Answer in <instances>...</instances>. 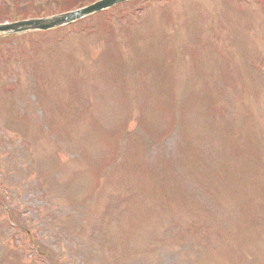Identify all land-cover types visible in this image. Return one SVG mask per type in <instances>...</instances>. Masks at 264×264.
<instances>
[{
  "label": "rangeland",
  "instance_id": "rangeland-1",
  "mask_svg": "<svg viewBox=\"0 0 264 264\" xmlns=\"http://www.w3.org/2000/svg\"><path fill=\"white\" fill-rule=\"evenodd\" d=\"M0 194V264H264V0H139L1 40Z\"/></svg>",
  "mask_w": 264,
  "mask_h": 264
},
{
  "label": "water",
  "instance_id": "water-1",
  "mask_svg": "<svg viewBox=\"0 0 264 264\" xmlns=\"http://www.w3.org/2000/svg\"><path fill=\"white\" fill-rule=\"evenodd\" d=\"M109 1H113V0H109ZM105 4H106V0H104L103 2L98 3L95 7H98L100 5H105ZM95 7L92 6L90 8L78 11L76 13L66 14L67 16L66 15H62V16L56 17V18L44 19L41 22H38L36 24V26L37 27H48V26H53V25H56V24H60L62 22L68 21V20H70V19H72V18H74L76 16H79L80 14H82L84 12L90 11V10L94 9ZM0 28H3V26H0Z\"/></svg>",
  "mask_w": 264,
  "mask_h": 264
}]
</instances>
